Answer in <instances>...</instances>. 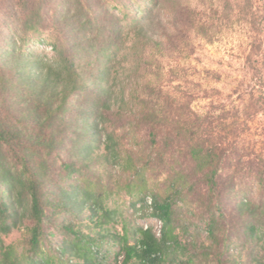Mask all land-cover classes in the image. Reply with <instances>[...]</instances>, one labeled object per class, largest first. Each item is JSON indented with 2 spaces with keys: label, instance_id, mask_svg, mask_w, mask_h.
<instances>
[{
  "label": "trees",
  "instance_id": "obj_1",
  "mask_svg": "<svg viewBox=\"0 0 264 264\" xmlns=\"http://www.w3.org/2000/svg\"><path fill=\"white\" fill-rule=\"evenodd\" d=\"M254 2L0 0V264H104L106 243L120 264H264V154L245 173L235 144L264 112V65L253 64L258 94L232 109L179 69L234 12L254 27ZM95 159L121 178L93 173ZM123 193L159 234L109 228L121 212L108 200ZM231 194L249 262L229 254Z\"/></svg>",
  "mask_w": 264,
  "mask_h": 264
},
{
  "label": "rangeland",
  "instance_id": "obj_2",
  "mask_svg": "<svg viewBox=\"0 0 264 264\" xmlns=\"http://www.w3.org/2000/svg\"><path fill=\"white\" fill-rule=\"evenodd\" d=\"M254 3V10L260 16L255 22L254 27L249 20L238 18L236 16L237 12L233 13L229 8L226 12L233 14L229 18L230 20L225 19L223 21L224 27L219 38L210 44L198 40L196 42L197 47L194 56L189 60L182 61L179 67L181 75L184 73L188 74L189 84H193L191 82L198 80L199 83L203 84V87H215L222 90L223 95L218 100L225 101L228 109H232L234 103L236 105L239 104V94H242L244 98H248L250 92L258 94L253 64L264 65V18L262 17L264 14V0H255ZM218 10H223V6ZM34 46L45 50L48 55L52 54L51 47L49 46L46 47L41 44H35ZM163 63L166 70L169 69L170 62L165 60ZM207 70L210 71L209 74H207ZM179 82H183L182 88L189 87L183 80L174 81L169 87H176ZM234 100L236 101L234 102ZM209 102L210 99L208 98H200L193 102V106L195 109L205 112ZM235 144L239 147V154L242 155L245 163L242 164L241 168L246 173L249 169V166L246 164L250 158L257 157L260 153L264 154V112L249 121L248 129L242 136L236 138ZM233 168L230 167L228 172L231 173ZM90 169L93 173L95 172L106 180L109 174L113 178V181L120 179V175L122 174L118 166L111 168L109 165L103 163L101 159H95ZM254 193L256 197H261L257 189H255ZM196 196H198L197 193ZM237 198V195H229L223 208L225 213L224 223L230 229V235L233 241L232 246H234L230 249L229 254L232 257L236 256L240 261L249 262L250 255L248 253V247L244 246V234L239 226V217L236 216L235 212ZM131 202V196L124 193L110 196L108 200L109 207L117 208L121 212V216H119V222L109 225V228L112 231L122 232L123 220H126L130 222L129 226L131 227L136 225L145 227L153 225L155 231L159 234L161 222L157 218L143 216L142 211L132 207ZM139 206L140 204L137 205V208ZM188 217L198 222L197 217L191 215L190 212L188 213ZM85 224H89L90 228H85ZM81 225H84L85 230L91 231L94 228L93 222L88 220L87 217H84ZM21 236L22 231L15 230L8 236H5L4 239L6 243H12L20 239ZM105 246L107 256L104 259V264H120L116 261L118 248L109 243H106Z\"/></svg>",
  "mask_w": 264,
  "mask_h": 264
}]
</instances>
